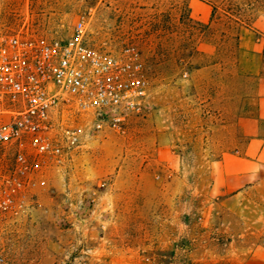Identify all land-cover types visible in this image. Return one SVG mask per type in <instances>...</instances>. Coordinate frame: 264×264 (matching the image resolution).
<instances>
[{"label":"rangeland","instance_id":"1","mask_svg":"<svg viewBox=\"0 0 264 264\" xmlns=\"http://www.w3.org/2000/svg\"><path fill=\"white\" fill-rule=\"evenodd\" d=\"M82 21L93 47L137 52L147 95L34 178L0 222V264H264V171L229 201L244 181L224 161L264 95V71L238 68L264 0H0L3 33L62 44Z\"/></svg>","mask_w":264,"mask_h":264},{"label":"built area","instance_id":"2","mask_svg":"<svg viewBox=\"0 0 264 264\" xmlns=\"http://www.w3.org/2000/svg\"><path fill=\"white\" fill-rule=\"evenodd\" d=\"M87 37L83 21L62 44L0 32V222L39 173L64 166L147 95L135 50L106 52Z\"/></svg>","mask_w":264,"mask_h":264},{"label":"crops","instance_id":"3","mask_svg":"<svg viewBox=\"0 0 264 264\" xmlns=\"http://www.w3.org/2000/svg\"><path fill=\"white\" fill-rule=\"evenodd\" d=\"M240 59L238 68L241 73L248 76L262 78L264 71V39L261 33L248 28L240 30L239 37ZM263 80V79H262ZM264 123V95L258 99L257 115L254 117H243L239 122L241 134L249 139L246 154L243 156L237 153H225V170L227 176L234 178L238 183L244 181L234 189H230V200L239 197L240 189L244 193L250 194L253 189H260L262 181H257L258 185L252 184V179L256 173L264 171V137L261 135L262 124Z\"/></svg>","mask_w":264,"mask_h":264}]
</instances>
